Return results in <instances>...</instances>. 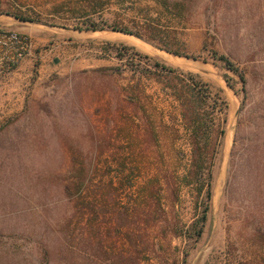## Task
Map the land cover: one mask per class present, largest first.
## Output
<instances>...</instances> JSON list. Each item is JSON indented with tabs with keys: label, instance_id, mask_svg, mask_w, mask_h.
<instances>
[{
	"label": "rangeland",
	"instance_id": "374dc122",
	"mask_svg": "<svg viewBox=\"0 0 264 264\" xmlns=\"http://www.w3.org/2000/svg\"><path fill=\"white\" fill-rule=\"evenodd\" d=\"M0 14L125 34L78 44L71 60L112 62L0 122V264H182L186 247L185 264H264V0H0ZM205 87L218 103L198 127L212 177L194 241L178 230L199 220L206 187L183 179L178 96Z\"/></svg>",
	"mask_w": 264,
	"mask_h": 264
},
{
	"label": "crops",
	"instance_id": "0c3cea01",
	"mask_svg": "<svg viewBox=\"0 0 264 264\" xmlns=\"http://www.w3.org/2000/svg\"><path fill=\"white\" fill-rule=\"evenodd\" d=\"M0 30L27 34L36 46L32 58H25L9 73L0 74V122L19 116L23 110L26 111L28 107L48 98L59 88L61 79L70 77L79 70L99 68L112 62V59L106 60L90 55L85 59L71 60L69 53L78 49V44L104 38L121 42L125 35L118 32L75 28L54 31L48 26L25 22L8 14H0ZM127 37V41L135 46L147 51L154 50V47L141 39L130 35ZM58 49L62 50L61 60L55 56Z\"/></svg>",
	"mask_w": 264,
	"mask_h": 264
},
{
	"label": "trees",
	"instance_id": "16d2710c",
	"mask_svg": "<svg viewBox=\"0 0 264 264\" xmlns=\"http://www.w3.org/2000/svg\"><path fill=\"white\" fill-rule=\"evenodd\" d=\"M14 17L24 20V18L17 16V15H14ZM86 29L95 31V30H102L104 28L101 26L98 27L96 25H91ZM121 31L132 34V32L124 30V29H121ZM136 35L139 38H141L140 35L138 34ZM124 50H125L124 52L128 51L126 47H124ZM166 50L169 51L168 49ZM172 53L176 54L175 52H172ZM214 57L219 59L225 65L227 69L237 72V68L234 67V64H232V62L224 55L217 56V54L214 53ZM167 70L173 71L172 68H168ZM203 91H204V94H202L201 96L200 95L196 96V94L192 95L189 91H188V94L186 95L178 96V99L180 100V104L182 106V116L184 117V120L187 123V127L191 129V135H192L191 143L193 145V148L191 151L193 163L187 169V172L183 176V179L185 180V184L188 186L199 185V187L197 188V192L199 194L202 192L203 188L206 187L205 188V204L203 205V208L201 210L199 220L197 222L195 221L185 230L183 229L178 230L179 231L178 235H183V237L187 238L188 240L191 239L194 241L199 239V237L201 236L203 224L206 221L207 212L209 210L208 202L211 197V177H212L211 169L210 168L206 169L203 167L204 166L203 162L205 159L204 156H206V153L204 151L206 150H205V147H203V145L201 146L202 142L200 141V135H199L200 132L198 130V127L200 128L202 124H206V123L208 124V122H211L213 119V110L209 109L210 107H212V104L211 105L209 104V100L213 102V105L215 107H216L215 104L218 103L216 101L217 99L216 100L212 99L211 93L206 87L203 89ZM193 100L197 101L196 103H198L199 106L200 105L203 106L204 114L202 116H200L198 111L194 109ZM208 110H211V112H208ZM209 113H210V116H209ZM202 117L204 118L202 119ZM168 179L170 180V177ZM123 211L125 215L127 216L130 215L132 210L129 204H126L124 206ZM198 222H199V225H198ZM175 232H177V230H175ZM189 250H190L189 247H186L184 249L183 256L181 259L182 264H185ZM243 264H246V263H243Z\"/></svg>",
	"mask_w": 264,
	"mask_h": 264
},
{
	"label": "built area",
	"instance_id": "2783aa9c",
	"mask_svg": "<svg viewBox=\"0 0 264 264\" xmlns=\"http://www.w3.org/2000/svg\"><path fill=\"white\" fill-rule=\"evenodd\" d=\"M35 49V43L29 35L0 30V74H7L25 58H32Z\"/></svg>",
	"mask_w": 264,
	"mask_h": 264
},
{
	"label": "water",
	"instance_id": "95a60500",
	"mask_svg": "<svg viewBox=\"0 0 264 264\" xmlns=\"http://www.w3.org/2000/svg\"><path fill=\"white\" fill-rule=\"evenodd\" d=\"M26 22V21H25Z\"/></svg>",
	"mask_w": 264,
	"mask_h": 264
}]
</instances>
